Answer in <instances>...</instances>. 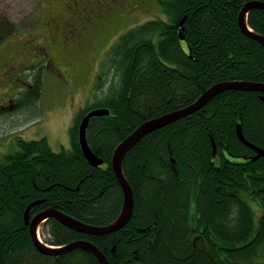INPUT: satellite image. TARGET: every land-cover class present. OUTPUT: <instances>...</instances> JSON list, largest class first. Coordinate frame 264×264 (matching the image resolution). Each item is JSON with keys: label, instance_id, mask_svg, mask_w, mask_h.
I'll use <instances>...</instances> for the list:
<instances>
[{"label": "trees", "instance_id": "16d2710c", "mask_svg": "<svg viewBox=\"0 0 264 264\" xmlns=\"http://www.w3.org/2000/svg\"><path fill=\"white\" fill-rule=\"evenodd\" d=\"M249 1L157 0L162 15L122 35L106 61L114 74L111 90L92 102L93 109L111 112L92 118L87 134L103 165L89 163L79 143L80 122L91 110L87 107L71 128L73 153L55 151L47 138L18 137L19 150L0 161V264H101L83 249L61 255L40 252L25 221L27 209L32 206L30 218L56 208L91 225L114 223L124 193L112 155L124 139L147 120L194 103L219 82L264 83V45L238 24ZM87 3L100 7L94 0ZM247 22L264 36V9L251 10ZM17 30L0 14V47ZM28 42H33L25 47L29 65L37 68L35 62L47 51L37 37ZM38 78L25 87L37 92L28 93L18 115L36 109L42 89ZM262 96L264 92L225 90L136 143L123 165L135 205L122 229L90 235L50 218L41 227L43 241L52 246L90 241L110 264L264 262V156L255 159L257 152L237 134L241 123L246 138L264 149ZM249 201L263 210L259 222Z\"/></svg>", "mask_w": 264, "mask_h": 264}, {"label": "rangeland", "instance_id": "374dc122", "mask_svg": "<svg viewBox=\"0 0 264 264\" xmlns=\"http://www.w3.org/2000/svg\"><path fill=\"white\" fill-rule=\"evenodd\" d=\"M94 1L100 8L87 0H0V14L18 27L0 47V161L19 150L18 137L47 138L55 151L73 153L71 128L77 113L93 109L92 102L111 90L110 50L131 27L162 15L157 0ZM33 37L47 51L34 61L38 70L43 65L40 73L32 70L25 49ZM37 76L42 89L36 109L18 115L28 93L37 92L24 91ZM249 206L259 222L263 210L254 201Z\"/></svg>", "mask_w": 264, "mask_h": 264}, {"label": "water", "instance_id": "95a60500", "mask_svg": "<svg viewBox=\"0 0 264 264\" xmlns=\"http://www.w3.org/2000/svg\"><path fill=\"white\" fill-rule=\"evenodd\" d=\"M254 8L264 9V3L258 1H252L248 3L242 9L239 15L238 24L245 35L255 40H258L264 45V36L254 32L251 28H249L247 22V17L249 15V12ZM228 89L264 92V83L257 81H249V80H231V81H224L218 83L217 85L207 90L193 105L178 110L177 112L174 113H168L167 115L165 114V116H162L159 119L152 120L148 124L143 125L136 132H133L131 135H129L115 148L112 155V167L114 172L116 173L118 182L123 189L124 204L121 215L117 218V220L114 223L106 226L91 225L83 221H80L56 208H48L45 211H40L32 218H30L29 211L32 207L30 206L25 213V221L26 224H28L30 227V231L33 235L34 244L37 247V249L40 252L48 255H61L71 252L75 249H83L94 254L99 259L101 264H110L106 254L99 247H97L92 242L84 239L73 241L62 247H51L43 243L40 237V227L44 222H46L50 218H55L63 225L77 232L90 234V235H105L122 229L125 225H127V223L132 218L134 213V205H135L134 191L124 173V168H123L124 159L127 153L129 152V150L133 148V146L137 142H139L147 133L152 132L165 125H168L169 123H172L173 121L179 118L181 119L188 114L196 112L201 107H203L209 100H211V98ZM109 113L110 110L107 108L95 109L92 112H90V114L81 122V131L79 137L80 145L82 147V151L84 155L95 166H99L103 164L104 161L102 158H99V156L91 148L87 139L86 128L88 126L89 120L92 117L108 115ZM237 133L239 138L244 144H246L247 146H249L250 148H252L257 152V156H255V159L264 156V149L255 145L246 138L241 123L237 125Z\"/></svg>", "mask_w": 264, "mask_h": 264}, {"label": "bare ground", "instance_id": "6f19581e", "mask_svg": "<svg viewBox=\"0 0 264 264\" xmlns=\"http://www.w3.org/2000/svg\"><path fill=\"white\" fill-rule=\"evenodd\" d=\"M252 1H258V2H261V3H264L263 1H260V0H251V1H249V2H247V3H245V5L243 6V8L248 4V3H250V2H252ZM242 8V9H243ZM242 9H241V11H242ZM255 9V8H254ZM261 9V8H260ZM253 10V9H252ZM241 11H240V13H241ZM240 13H239V15H240ZM250 13V12H249ZM238 22H239V16H238ZM263 35V34H262ZM180 37H181V39L183 40L184 39V37H183V35H182V33L180 34ZM183 37V38H182ZM222 82H224V81H222ZM219 83H221V82H219ZM218 84V83H217ZM217 84H215V85H217ZM215 85H213V86H215ZM212 86V87H213ZM33 87V86H32ZM210 89V88H209ZM208 89V90H209ZM207 91V90H206ZM205 91V92H206ZM204 92V93H205ZM203 93V94H204ZM202 94V95H203ZM201 95V96H202ZM200 96V97H201ZM199 97V98H200ZM198 98V99H199ZM198 99L194 102V103H196L197 101H198ZM262 99L264 100V96H262ZM194 103H192V104H190V105H188V106H191V105H193ZM188 106H186V107H188ZM186 107H184V108H186ZM184 108H181V109H184ZM202 108V107H201ZM200 108V109H201ZM95 109H101V108H95ZM95 109H91L83 118H82V120H81V122L90 114V112H92L93 110H95ZM108 109V108H107ZM181 109H178V110H181ZM178 110H174V111H171V112H168V113H174V112H177ZM198 111V110H197ZM111 112V111H110ZM168 113H166V115L168 114ZM110 114V113H109ZM188 115H190V114H188ZM188 115H186V116H188ZM162 116H165V114L164 115H161V116H158V117H154V118H151V119H149V120H147L146 122H144L143 124H141L134 132H136L138 129H140L143 125H146V124H148L149 122H151L152 120H156V119H159L160 117H162ZM186 116H184V117H186ZM92 119V118H91ZM91 119L89 120V123H88V126H87V128H86V133L88 134V128H89V125H90V122H91ZM180 119V118H179ZM179 119H177V120H179ZM177 120H175V121H177ZM175 121H173V122H175ZM81 122H80V125H79V130H78V132H79V137H80V131H81ZM170 124V123H169ZM166 126V125H165ZM165 126H163V127H165ZM160 128H162V127H160ZM160 128H158V129H160ZM158 129H156V130H158ZM156 130H154V131H156ZM153 132V131H152ZM149 133H151V132H149ZM149 133H147V134H149ZM146 134V135H147ZM238 134V133H237ZM78 137V138H79ZM239 137V136H238ZM240 139V138H239ZM241 140V139H240ZM79 143H80V141H79ZM138 143V142H137ZM246 145V144H245ZM81 146V145H80ZM81 149H82V147H81ZM130 151V150H129ZM83 152V151H82ZM84 154V153H83ZM86 157V156H85ZM87 158V157H86ZM88 160V159H87ZM125 160V159H124ZM89 161V160H88ZM173 161H175V160H173ZM89 163H91L90 161H89ZM92 164V163H91ZM93 165V164H92ZM95 166V165H94ZM38 202V201H37ZM45 210H47V209H45ZM45 210H42V211H45ZM77 219V218H76ZM45 223V222H44ZM43 225V224H42ZM29 229H30V227H29ZM30 233H31V231H30ZM31 236H32V239H33V235H32V233H31ZM195 240V239H194ZM196 240H197V238H196ZM34 241V240H33ZM67 245V244H66ZM64 246V245H63ZM108 258V257H107Z\"/></svg>", "mask_w": 264, "mask_h": 264}, {"label": "flooded vegetation", "instance_id": "af4514ba", "mask_svg": "<svg viewBox=\"0 0 264 264\" xmlns=\"http://www.w3.org/2000/svg\"><path fill=\"white\" fill-rule=\"evenodd\" d=\"M99 8H100V7H99ZM88 18H90V17H88ZM1 110H2V109H1ZM197 237H198V236H195V238H194V239L196 240V238H197Z\"/></svg>", "mask_w": 264, "mask_h": 264}]
</instances>
